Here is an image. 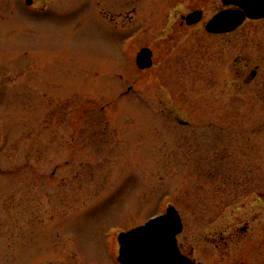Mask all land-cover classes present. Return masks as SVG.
I'll return each mask as SVG.
<instances>
[{"label": "rangeland", "instance_id": "374dc122", "mask_svg": "<svg viewBox=\"0 0 264 264\" xmlns=\"http://www.w3.org/2000/svg\"><path fill=\"white\" fill-rule=\"evenodd\" d=\"M44 1H0V264H118L169 202L197 263L264 264V18L216 35L221 0Z\"/></svg>", "mask_w": 264, "mask_h": 264}, {"label": "water", "instance_id": "95a60500", "mask_svg": "<svg viewBox=\"0 0 264 264\" xmlns=\"http://www.w3.org/2000/svg\"><path fill=\"white\" fill-rule=\"evenodd\" d=\"M225 6L211 17L205 29L210 33H227L238 28L246 18H264V0H221ZM201 11L186 16L188 23L198 22ZM152 52L142 48L136 55V64L144 69L152 65ZM182 230V220L173 205L165 213L149 219L145 224L120 232L118 261L120 264H194V261L179 251L176 236Z\"/></svg>", "mask_w": 264, "mask_h": 264}, {"label": "flooded vegetation", "instance_id": "af4514ba", "mask_svg": "<svg viewBox=\"0 0 264 264\" xmlns=\"http://www.w3.org/2000/svg\"><path fill=\"white\" fill-rule=\"evenodd\" d=\"M1 1V0H0ZM12 1H14L15 3H16V0H5V2L3 3V5H4V7H5V9L7 10V11H11L12 10V7H11V3H12ZM22 4H24V6H26V7H28V8H31V7H33L32 8V12H39V11H41V10H43V9H45L44 8V6H45V2L46 1H44V0H19ZM64 2L66 5H63L62 4V2ZM29 2V3H28ZM35 3H37L36 5H35ZM17 4V3H16ZM16 4H15V6H16ZM72 6H73V3L70 1V0H59V3H55L54 4V7L56 8V9H64V10H70L71 8H72ZM197 9H202V8H193L192 10H197ZM191 10V11H192ZM203 10V9H202ZM57 12H59V11H56V14H57ZM190 12V11H189ZM183 16L184 15H182V14H179V21H178V27H179V29H181L183 32H185L186 30H188V29H190V28H192V27H201L200 25H199V22H197V23H193V24H187L186 23V21L183 19ZM174 21V20H173ZM176 23V21H174V23L173 24H175ZM173 24L171 23L170 24V30H172L173 29ZM186 33V32H185ZM151 48V47H150ZM151 50H152V66L155 64V49L154 48H151ZM255 77V76H254ZM162 113L164 114V112L162 111ZM175 118V117H174ZM176 119V121H177V123H179L180 124V126H182V127H184V126H188V122L187 121H185V120H183V119H181V118H179V117H176L175 118ZM242 228V229H241ZM244 230H246V226H242V227H240V231L241 232H243ZM179 248H180V251L182 252V253H184V254H191V252H187L184 248H183V245L182 244H179Z\"/></svg>", "mask_w": 264, "mask_h": 264}]
</instances>
